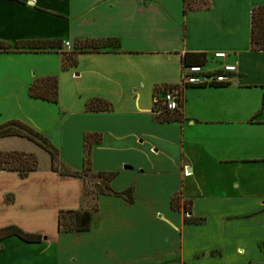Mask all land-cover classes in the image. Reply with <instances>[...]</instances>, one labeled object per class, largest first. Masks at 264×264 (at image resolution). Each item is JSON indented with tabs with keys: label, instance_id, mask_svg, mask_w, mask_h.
<instances>
[{
	"label": "crops",
	"instance_id": "0c3cea01",
	"mask_svg": "<svg viewBox=\"0 0 264 264\" xmlns=\"http://www.w3.org/2000/svg\"><path fill=\"white\" fill-rule=\"evenodd\" d=\"M258 6L264 0H209L207 10L184 13L183 0H0V42L70 45L60 51L0 53V85L17 87L33 109L47 102L31 99L30 86L53 77L33 71L34 55L62 56L84 41L118 44L76 55L70 80L82 101L76 111L61 114L53 130L76 141L51 142L58 163L80 173L84 136L100 135L90 150V172L115 173L109 183L115 193L132 190L131 203L96 195L89 231L56 230L48 238L34 223L42 224L35 215L42 211L43 194L47 206L62 204L54 212L57 221L59 210L80 208L83 186L53 172L49 155L36 144L0 139L2 152L44 160L42 169L25 179L0 172V189L12 188L33 205L0 204V229L15 223L42 235L38 244L15 237L1 241L0 264H75L74 246L80 242L81 264H250L252 254L264 261V235H252L245 225L264 213L259 208L251 213V206H264V52L250 51L249 43L250 12ZM218 52L227 58L214 60ZM185 54H204L209 71L234 65L236 74L228 86L183 88L179 117L158 121L154 99L180 84ZM93 100L109 110L87 111ZM11 120L23 122L4 116L0 124ZM174 195L180 196V206H189L186 216L201 219L200 224L185 223L184 211L171 209ZM13 210H19L23 224L10 217ZM63 245L74 250L69 253Z\"/></svg>",
	"mask_w": 264,
	"mask_h": 264
},
{
	"label": "trees",
	"instance_id": "16d2710c",
	"mask_svg": "<svg viewBox=\"0 0 264 264\" xmlns=\"http://www.w3.org/2000/svg\"><path fill=\"white\" fill-rule=\"evenodd\" d=\"M16 1V0H12ZM209 8V0H183V12L207 10ZM250 51L264 52V6H258L250 12ZM117 48L118 44L114 41L101 42V41H84L76 45L73 52L62 54V67L73 66L77 54L99 52L106 48ZM13 48V49H12ZM60 42L41 41V42H16L14 46L0 42V53H17V52H32L42 53L60 50ZM182 68L187 66H204L206 64V56L204 54H185L181 57ZM224 87V86H218ZM171 87L165 88L166 91ZM192 88V87H191ZM28 95L31 99L40 100L43 102L56 104L58 101V85L55 77H48L42 80H36L29 88ZM181 105V102L180 104ZM153 106H156L153 105ZM154 109V107H153ZM86 110L89 112H102L109 110L107 104L93 100L86 105ZM156 120L161 122L171 121L179 117L178 112L169 113L159 104L156 110H152ZM18 137L26 139L39 148L45 151L50 158V167L54 172H59L61 176L69 178H82L89 174V154L91 147L98 144L101 140L98 134H89L84 136V150L86 158L84 159L85 169L78 172H72L58 163V151L49 142V140L40 134L32 127L24 124L23 122L11 120L0 125V139ZM59 167V168H58ZM38 168V162L34 155L24 154L19 152H0V171L17 173L19 177L24 178L29 173L35 172ZM58 169V170H57ZM115 173H98L95 177L101 181L97 188L98 195H113L122 197L129 203L132 202V190L127 189L124 192L115 193L109 188V183L114 178ZM189 208V206H188ZM187 206L184 204L180 206V196L174 195L171 199V209L174 211L183 210L187 211ZM69 213L73 215L72 221L67 222L63 214ZM202 222L201 219L185 218V223L198 225ZM91 217L90 213L84 210L77 211H61L58 215L57 229L60 233H82L90 230ZM15 237L20 241L27 244H38L42 240L40 234H30L21 230L15 225H10L0 229V242Z\"/></svg>",
	"mask_w": 264,
	"mask_h": 264
},
{
	"label": "rangeland",
	"instance_id": "374dc122",
	"mask_svg": "<svg viewBox=\"0 0 264 264\" xmlns=\"http://www.w3.org/2000/svg\"><path fill=\"white\" fill-rule=\"evenodd\" d=\"M61 44V43H60ZM60 48L62 49H68L69 47H65L63 44H61ZM13 49V48H12ZM60 51V50H59ZM62 56L60 54H37L34 55L33 61L29 63L31 65V68L33 69L34 72H36L38 75L41 74H47L50 76H53L57 80V85H58V103L53 104V103H44L41 105V109H33L27 105V101L23 100L22 98L20 99V94L18 91V88L15 87L14 85H0V117H6V119H10L12 117H17L21 118L23 120L24 124H28L34 128H36L39 132H41L49 141L51 144V140L59 144V142H63L64 144L69 142H74L76 141V138H73L71 135L68 137L66 134L62 133L57 135V133L53 134V130H55L60 122V117L61 114H70L75 110V104H78L82 100L77 98V93L75 91V85L74 83L70 80V73L72 71L73 66H68V67H62ZM73 58H76V56H73ZM3 63L0 62V71L3 70ZM9 64H12L9 63ZM45 78L37 79L42 80ZM33 84V83H32ZM29 96V95H28ZM155 105V104H154ZM156 106H153L154 109L156 110ZM84 107V106H83ZM82 107V109H83ZM0 118V119H1ZM1 125V124H0ZM3 139V138H2ZM68 142V143H69ZM54 145V144H53ZM55 146V145H54ZM56 147V146H55ZM57 148V147H56ZM2 152V151H0ZM5 153V152H2ZM45 156H47L45 154ZM86 153L84 150V159L86 158ZM59 160V156H58ZM90 161V157H89ZM44 164V160L42 158L38 159V168L37 169H42ZM85 169V164L83 163V168L82 170ZM58 170V169H57ZM89 170H91L90 165H89ZM0 172H6V171H0ZM54 172V171H53ZM6 173H11L14 174L15 176H18L17 173H12V172H6ZM58 175L62 178H66L65 176H61L60 173L57 171ZM30 174V173H29ZM28 174V175H29ZM27 175V176H28ZM27 176L24 178L19 177L20 179H25ZM68 178V177H67ZM79 179V182L82 184L83 189H81L80 192V198H79V204L80 208L79 209H64V210H59V213L61 211L63 212H68V211H77V210H84L90 213V211H95L96 210V195H98L97 188L99 187V184L101 183L100 180H98L92 172H89V174L83 176L82 178H75ZM252 183H256V180H251ZM258 183V182H257ZM10 190L7 191L6 188L0 189V204H4L5 206H10L12 207H19L20 206H33L28 202V199H26L25 196L20 197V193L16 192H11L14 191V189L9 188ZM47 193V192H46ZM13 194V195H12ZM48 194V193H47ZM14 195L16 197V205H14ZM44 197V198H43ZM42 200L40 202V206H43L42 211L36 214V218L40 215L41 218L39 220L41 221L42 224H38L37 219L34 221L36 224V227H41L42 226V232L44 233V236L50 238L48 236L51 232L55 233L57 229V222H58V217L56 221V209L62 205L57 204H51L47 206L48 203V196L43 194ZM57 197H60L57 195ZM39 205V202L37 203V206ZM22 208V207H21ZM20 208V209H21ZM188 208V206H187ZM264 209V206H251V213L253 214L255 209ZM19 209V210H20ZM19 210L16 212L13 210V214L10 215L12 219H15L16 223L18 224H23V219L22 220L18 217ZM55 212V213H54ZM34 213V211H33ZM58 213V215H59ZM187 212H184V215L186 218ZM35 214V213H34ZM65 221L70 222L72 221L71 218H73L72 214L69 213H64L63 214ZM14 221V220H12ZM2 221H0V225H2ZM264 224V213L260 215H254L251 216V220L249 223L245 224L248 229L251 230V234L255 235H264V227L262 226ZM15 225V223H13ZM17 226V224H16ZM19 227V226H18ZM23 229V228H21ZM42 236V235H41ZM80 242V241H79ZM64 249L68 251L69 253L74 250L75 248V264H81L80 262L82 259L77 256V253H81L82 251V244L80 243H75L74 248H67L65 245H63ZM253 246L251 245V249ZM79 249V250H78ZM71 250V251H70ZM78 250V251H77ZM255 251V250H253ZM77 258V259H76ZM250 264H264V261L261 260V258L255 256L252 254V259Z\"/></svg>",
	"mask_w": 264,
	"mask_h": 264
},
{
	"label": "built area",
	"instance_id": "2783aa9c",
	"mask_svg": "<svg viewBox=\"0 0 264 264\" xmlns=\"http://www.w3.org/2000/svg\"><path fill=\"white\" fill-rule=\"evenodd\" d=\"M65 47H70L68 42L63 44ZM227 58V55L222 52L215 53L213 59L222 61ZM236 74L234 65H222L218 71H209L205 66H187L182 68L181 81L178 86L171 87L164 91L161 99H154V104H160L166 112H178L181 101V91L185 87L205 88L228 86ZM158 113L154 115H158Z\"/></svg>",
	"mask_w": 264,
	"mask_h": 264
}]
</instances>
